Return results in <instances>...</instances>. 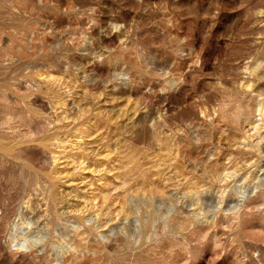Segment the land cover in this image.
I'll return each mask as SVG.
<instances>
[{"label": "rangeland", "instance_id": "obj_1", "mask_svg": "<svg viewBox=\"0 0 264 264\" xmlns=\"http://www.w3.org/2000/svg\"><path fill=\"white\" fill-rule=\"evenodd\" d=\"M0 264H264V0H0Z\"/></svg>", "mask_w": 264, "mask_h": 264}]
</instances>
